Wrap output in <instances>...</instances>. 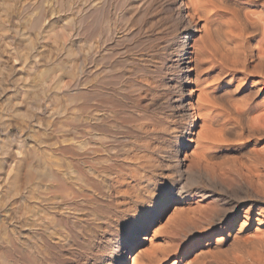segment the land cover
<instances>
[{"label": "bare ground", "instance_id": "6f19581e", "mask_svg": "<svg viewBox=\"0 0 264 264\" xmlns=\"http://www.w3.org/2000/svg\"><path fill=\"white\" fill-rule=\"evenodd\" d=\"M60 1L32 0L25 5L22 0H4L0 6V125L5 133L28 129L36 136L47 135L51 137L47 146L54 149L35 144L27 149L18 146L13 160H8L11 141L8 135L0 137V215L4 216H0V264H85L84 250L92 251L101 234L113 229L116 234H134L125 245L111 237L112 252L100 256L102 264H128L131 257L132 264L158 263L177 247L165 246L160 254L152 244L151 250H139L133 244L140 236L139 230H150L170 200L167 195L158 198L160 177H164L161 169L166 165L177 176V184L171 188L176 197L171 208L177 215L165 231L166 243L185 223L207 218L222 220V212L195 198L210 197L207 187L215 185L250 190L253 198L216 235H223L228 227L227 232L236 233L232 238L237 241L238 233L246 227L244 223L256 229L262 227L264 150L246 149L240 162L227 163L214 160L211 150L231 130L227 112L231 94L244 88L250 96L264 92V0H169L164 7L168 17L161 29L169 37L166 35L165 59L156 61L176 77V82L169 78L162 83L171 89L164 102L173 104L177 100L172 107L187 117V127H193L195 118L205 114L217 127L215 132L221 133L220 137L204 133L202 120L201 129L188 138L184 135L186 124L181 125L178 115H166L161 110L156 114L158 98L147 77L151 67L148 63L153 60L147 59L145 53L137 55V61L148 64L143 80L127 81L126 76L136 72L134 65L123 71H116L118 66L115 71L109 67L92 68L97 48L104 45L98 47V38L105 42L117 30L112 11L101 15L99 9L95 10L98 1H88V7L93 9L80 15L79 25L73 29L59 25L53 17L59 6L66 9L72 5L71 0ZM115 3L120 10L119 22L130 27L128 34L134 35L147 23L154 0ZM197 32L201 33L199 44L192 43ZM30 60L35 62L30 64ZM17 61L21 67L16 71L13 68ZM27 64L29 71L21 70ZM75 75L74 86L68 85L66 78ZM246 106L245 110L250 107L248 102ZM251 108L256 110L255 105ZM241 115L248 118L247 114ZM244 123L243 130L264 138V102L257 114ZM108 142L120 147V154H113L117 158L112 165L99 167L100 160L107 158L94 155H100ZM193 144L196 146L191 150ZM92 157L99 161L98 166L90 163ZM165 180L172 182L171 178ZM195 180L207 186L195 192L188 190L185 181ZM81 196L88 205L81 206ZM236 223H240L239 229L234 227ZM155 233L156 230L153 236ZM219 239L211 246L217 247ZM207 241L194 240L189 253L207 252L212 248ZM258 245L253 264H264V240Z\"/></svg>", "mask_w": 264, "mask_h": 264}, {"label": "rangeland", "instance_id": "374dc122", "mask_svg": "<svg viewBox=\"0 0 264 264\" xmlns=\"http://www.w3.org/2000/svg\"><path fill=\"white\" fill-rule=\"evenodd\" d=\"M22 1H24L23 3H25V5L26 4L29 5L30 4L29 2H31L32 0H22ZM61 1H63V3H64L67 0H61ZM88 1H92V0H71V3H72L71 7L73 9L71 7L70 8L66 7V9L64 7V9H63V7L59 6L57 8L58 11L55 10V13L53 14L55 21L57 23H59V25L60 24L61 25L64 24V26L70 25V27L72 26L74 29L75 27H77L79 25V18L78 17L80 15H84V14L89 13L93 9L91 7H88V5L90 6V3H91ZM97 1H98L99 5H97V7H95L96 8L95 10L99 9L98 12L101 15H102V12L104 14L106 11H108V12L112 11L110 13L111 18H112L113 22L115 21L114 19H116L115 23H118V24L115 25V28H117V30L115 29L114 33H112L111 38H109V40L106 39V41L103 42L105 39L102 40V38H98V42H97L99 44L98 47H100L102 44H104V45H102L99 48L100 50L97 48L96 52H98L97 55L99 57L97 56L95 61L98 59L101 62H99L97 60L96 61L97 63H96L94 61V63L91 64L92 68L96 69L99 67V69H103L104 67L105 68L109 67L111 69H114V71H115L117 69V66H118L119 68L116 71H123V70L130 69V66L132 68L134 65V67H136L139 71H137V69H136L135 70L136 72L133 73L134 76L132 75V77L130 75L126 76V79H128L127 81L129 82L131 80V78L137 79V80H143V78H145L144 67H146L148 64H150L151 67L148 69L150 72L147 74V77L150 76L149 77L150 81L152 82L153 87H155V89H154V94H156L155 97H156V99L158 98L157 99L158 101L156 100L158 102V104L156 105V107H157L156 108L157 109L156 114H160L158 112L160 110L162 111L163 114H166V115H169L170 112H172L174 115H178V117H176V118H179L181 125L186 124V127H187V122H186L187 117H184L182 114L179 115L181 113V112H179L180 111L179 108L172 107L173 104L174 105L177 104V100H175V102L173 104L171 102H170L171 104L169 102H167V103L164 102L167 99V95H169V93L171 92V89L166 88L165 86H163L162 83H166L169 78H171V80H172L171 82H176L175 74H173L172 72H168L167 70L161 69L160 65H158V62L156 61V60H160V59H165V57H166L164 55V46L166 45L165 40L167 42L169 35L167 34V32L163 31V29H161V28L164 27L163 24L166 22L167 17H168L167 11L166 10L164 11V7H167L169 0H154V4L152 5V8L149 10L150 13H148V15H147L148 16L147 17V20H148L147 23L144 24V26L141 28L140 32H138L137 34H134V35H137L138 37L134 36L133 34H128V33H130V29H129L130 27L129 28L125 27L124 25L121 24V22H119L118 13L120 10H119V8H117V5L115 3L116 0H97ZM3 3H4V0H0V6L3 5ZM102 5H103V8H101ZM78 7L82 10V11H80V13L78 11L79 10ZM84 8L87 9L86 12H85ZM104 8H106V9H104ZM114 8H116L118 10H116ZM78 13H79V15H78ZM113 13L114 14L116 13V14L114 15ZM112 16H114V17H112ZM72 19H73V21H72ZM117 19H118V21H117ZM149 20L151 22H149ZM56 22H54V24H56ZM197 24H198V22H197ZM201 24L202 23H200V25ZM147 26L148 27L153 26V27L152 28L151 27L146 28ZM125 28H126V30H125ZM131 29H133V27ZM146 29H147V31H146ZM148 29L151 32H149ZM155 30H156V32H155ZM142 31H145V33ZM8 32L11 34V30H9ZM124 32H125V34H124ZM157 33H158V35H157ZM145 34H146V36L148 35V37H150L153 42L151 41L150 38L146 37ZM132 35L135 37L134 41L131 40V39H133ZM166 35H168V37ZM130 36H132V37L130 38ZM127 38H128V41H127ZM141 38H142V40L143 39L144 40L149 39L150 41L149 40L148 41H149L150 45H149L147 40H146V42L143 40L144 41L143 42L141 40ZM155 38L156 39L158 38V39L156 40ZM129 40H131V41H129ZM154 41H155V43H154ZM200 42H201V33L197 32L193 36V42L192 43H198L199 44ZM141 43H142V45H141ZM135 44L138 47H136ZM138 44H140L142 47L139 46ZM151 44L153 47H151ZM135 48L136 49L139 48V49L136 50ZM150 48H152V49H150ZM131 50H134V51H131ZM107 51H109L111 55ZM107 53H108V55H107ZM114 53H116V54H114ZM140 53H145V55H147V57H148L147 59L153 60L152 64L150 62L148 64L142 65V62L140 63L139 61H137V55H139ZM113 54H114V56H113ZM102 55L103 56L105 55L104 58H102ZM107 57H109V58H107ZM123 57L124 58L127 57V58L124 59ZM100 59H102V60H100ZM103 59H104V61H106V62L109 61L110 63L107 62L108 63L107 64L106 62L103 61ZM121 59L124 60V62H121L122 61ZM116 60H117V62H116ZM125 60L127 61L128 64L126 63ZM128 60H129V62H128ZM30 61H29L30 64L35 62L33 60L31 62ZM118 61H120V62H118ZM136 61L138 64L136 63ZM111 62H112V65H114V64L115 65L112 66ZM120 63L122 65L125 63L123 66H125L126 68L123 67ZM135 63L139 66H137ZM34 64L37 65V67H39V63H34ZM41 64H40V67H41ZM96 64H98V65L100 64V65L97 66ZM119 64L121 67L119 66ZM126 64H127V66H126ZM128 66H129V68H128ZM19 67H21V64L19 61H17L16 65L13 69L17 71V68H19ZM113 67H115V68H113ZM138 67L143 68V70L141 68H138ZM21 70L28 72L29 71L28 64L25 65L23 68H21ZM141 71L142 72L144 71V73H142ZM138 72H140L141 74ZM142 75H144V76H142ZM151 76H153V78ZM238 78H240V77H238ZM76 79H77V75L70 76V77L66 78V83L68 85L74 86V84L76 83L75 82ZM153 79H156V80L154 81ZM130 82H133V80ZM236 83H237V80L235 82V85H236ZM160 85H162V86H160ZM244 87H246V86H244ZM12 89H13L12 92H14V94H15V92H16L15 88L13 87ZM173 93H175V92H173ZM173 93H172V95H173ZM159 99L161 100L162 103H159ZM263 99H264V92H260L259 94H255V95L250 96V95H248V90L245 88L240 89L238 91V94H233V93L231 94V102L227 104L228 107H230V109H228L227 112L229 114L228 118L231 120V124H229V127L231 128V130L227 131L225 136L223 137L224 140L221 141L220 143L216 144V146L213 147V149L211 150L212 157L214 158V160L219 161V162H225V163L233 162L234 160L237 162H240L244 157V155L241 156L242 152L245 151L246 149L249 150L252 148H256L257 150H260V151L264 150V138H259L258 136L257 137L252 136L250 132L242 129V127L245 126L244 122H247L249 119H251L252 117H254L257 114L258 108L264 102ZM48 101L50 102V100H48ZM49 102H48V104H50ZM246 102H248L249 106H250L247 110H245V108H247ZM225 103H227V102H225ZM254 105L256 106V110L251 108ZM162 107H163V109H162ZM233 107H234V109H233ZM189 111H191V110H189ZM242 113L247 114L248 118L243 117L241 115ZM202 120L205 121L204 133H206L207 135L212 134V135H216V136L220 137L221 133H217L214 130V129H217V127H214L213 125H211L210 119L207 118L205 114H202V115L198 116L197 118H195L193 127H191V125L189 124V127L186 128V130L184 131V135L186 138L190 137L193 131L198 132L201 129ZM7 135L9 136V139L11 141V147L7 151L8 160H13L14 151L17 149L18 146L24 147L27 149V148L33 147L35 144V146L39 145V147H41L43 149L47 148L48 150L51 149L50 151L54 150L53 147H51L49 145L47 146V144L49 143V138H51V137L46 135L47 138L49 137L47 140V138L44 137L45 135H43V137H41L42 134H40V136L39 135L36 136L35 132L32 130L26 129L23 132H20V131H17L16 129H12L10 132L5 133V131L2 130V127L0 125V137H5ZM40 140L46 141L47 143L41 142ZM39 141L41 142V144L39 143ZM112 145H114L113 150H112ZM108 146H107V148H105V150H107V151L104 150L102 152L103 154L100 153V155L99 154L94 155L95 157L99 156V158L105 155L104 156L105 159L107 158L105 160L103 157V159L105 161H103V162L101 160H100V162L95 161L96 160V159H94L95 157L94 158L92 157L90 163L97 165L98 164L97 162H99V164H98L99 167L100 166L107 167V166L112 165L113 162H115V160H113V159H115V157L117 158V156L120 154L119 151L117 150V148L119 149L120 147H116L117 145L114 142H110L108 144ZM195 146H196V144H193L191 147V150H193L195 148ZM114 153H116V154H114ZM113 154L117 155V156L114 157ZM215 155H216V157H215ZM108 159H109V162H108ZM110 159H112V160H110ZM89 161H90V159H89ZM94 161H95V163H93ZM110 161H112V162H110ZM104 162H106V163H104ZM110 163H112V164H110ZM161 171H162V173H164V177L162 175L160 177L161 179L159 182L161 185L158 187V198H160L161 195H167V197H169L170 200L167 203V207L164 206L165 208L162 209L161 213L159 214V216L157 217V219L155 220L153 225H151L150 230H147V231H145V229H144V231H143V229L139 230L140 236L135 240V242L133 244L134 248H140L139 250H141V249L151 250V248H152L151 244H152V245H154L155 249H157L156 251L161 254L162 252H164L165 246H170L172 249L177 247V249H175L176 251H178L177 253L175 250H171V251L167 252V254L165 255V258L163 260H161L155 264H172V262L179 261V260L180 261L178 264H253V260H252L253 257L252 256H255V258L258 257L257 253L259 252V249H260L258 244L260 243V240H264V230H262V229H264V225L262 227H259L256 229L257 226H248L247 224H249V222H247V224L244 223L243 225H246V227L243 230H240V232L238 233L237 241H234L232 238L236 233L233 235H229L230 231L227 232L228 227L225 228V230H224L225 233L223 235H219V236L216 235V233L219 230L224 229L225 222L227 220L231 219L232 216L235 215L239 210H242V208L246 204H248V202L253 200L251 191L249 190V192H248L246 189H238V188L236 190L230 189V188H225V187L221 188V187H219V185H215L214 187H207V189L211 190V193H210L211 196L210 197H200L198 195V197H196L197 195H195L196 200L203 199L201 202H203L204 204H208V206L211 207L212 209L215 208L217 211H219L220 214L222 212L223 215H225V216L222 217L221 221L217 220V218H215V219L213 218V220H210L209 218H207V219H203V220L195 219L192 222L185 223L183 226L179 227L176 230L174 235L170 236L171 240H169L166 243L165 242V239H166L165 238V231H166V229H168L170 227L171 224H173L172 221L177 215L174 212V209L171 208L174 205V201L176 199L175 194H173V192H171V188L173 186H176L177 176L175 173L172 174L173 170H171V168L167 165L163 166V169H161ZM169 178L172 179L171 180L172 182H170V184H168L165 180V179L168 180ZM164 180H165V184H164ZM189 182L190 181H185V186L188 188V190H190L192 192H195L197 190V188L201 189V188L207 186V185L203 184L202 180H195L194 183H189ZM83 198L84 197L81 196L78 199V201H80L79 203L81 204V206L82 205L83 206L88 205L86 200ZM260 205L263 207L264 203L260 202ZM0 216L4 217L3 215H0ZM239 225H240V223H236L234 227L239 229V227H240ZM113 230L112 231H106L103 234H101L100 239L96 240L94 242L95 245H93L92 251L91 250L90 251L84 250L83 254H84V256L86 255L85 258H86V262H87V263L85 262V264H102L100 261V256L110 255L112 252V248H111L112 246H111V243L109 240L111 237H115V238H117V240L119 239L120 244H121V242H123V244L125 245L127 243L126 240L129 239L130 235L134 234L133 232H123V233L121 232V234H116L117 232L115 231V229H113ZM154 230H156V233L153 236ZM216 236L221 238V239H219V241H217V242H219L218 243L219 245L217 247L211 246L212 244H214L213 242H215L216 239L218 238V237L216 238ZM143 237L145 238V240L143 239ZM208 238H213V239L209 240ZM214 238H216V239H214ZM163 239H164V242H163ZM194 240L197 242H200L201 240L206 242L208 240V241H210V246L212 248H210L207 252H204L201 255H196V253H189L193 247L192 244H193ZM140 242H144L143 245H141ZM205 242H203V243H205ZM96 246H97V248H96ZM97 250H99V252ZM87 252H88V254H87ZM93 252H94V254H93ZM128 264H132V257L129 259Z\"/></svg>", "mask_w": 264, "mask_h": 264}]
</instances>
